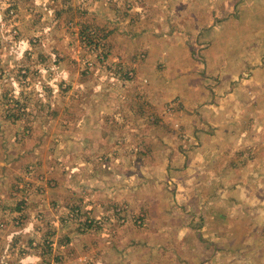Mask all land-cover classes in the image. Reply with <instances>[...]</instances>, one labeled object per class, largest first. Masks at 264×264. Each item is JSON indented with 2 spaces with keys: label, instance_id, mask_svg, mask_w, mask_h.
I'll return each instance as SVG.
<instances>
[{
  "label": "rangeland",
  "instance_id": "1",
  "mask_svg": "<svg viewBox=\"0 0 264 264\" xmlns=\"http://www.w3.org/2000/svg\"><path fill=\"white\" fill-rule=\"evenodd\" d=\"M262 133L264 0H0L20 264H264Z\"/></svg>",
  "mask_w": 264,
  "mask_h": 264
},
{
  "label": "crops",
  "instance_id": "2",
  "mask_svg": "<svg viewBox=\"0 0 264 264\" xmlns=\"http://www.w3.org/2000/svg\"><path fill=\"white\" fill-rule=\"evenodd\" d=\"M128 13H130V10L128 11ZM83 123V122H82ZM82 123H80V125H82ZM91 125V124H90ZM264 133H262V135H263ZM260 138V137H259ZM106 139H107V136H104V137H102V141H106ZM2 143H4V142H2ZM8 144L10 145V144H13V142H12V140L11 139H9L8 140ZM7 144V145H8ZM4 146H5V144H4ZM264 142H261V145H260V149H261V153H260V155H258V157H259V166H257V169H258V171H259V174H261L262 173V171H261V169L263 168V166H264ZM8 147V146H7ZM250 148V147H249ZM249 151H252L251 149H249ZM15 153H17L18 154V156H19V154H20V152H19V148L17 149V148H9V150H6L5 148H2V149H0V182H3L2 181V179H3V177L5 176L6 178L4 179L5 181L4 182H7L6 180H7V178L9 177V170L10 169H12L11 168V163L10 162H12V161H14V158L12 157V154H15ZM253 153V152H252ZM22 155V154H21ZM9 156V157H8ZM6 157H8V158H10V160L9 159H7V160H5V158ZM16 158H17V156H15ZM253 159H254V154L251 156V158L248 160V163L249 162H252V163H254L253 162ZM2 160V161H1ZM6 163V164H5ZM4 169H6L7 170V172L5 173L4 172ZM255 169H250V170H248L247 171V169H245V171L244 172H248L247 174H248V179H249V183L248 184H246V187L248 188V190L249 189H251V188H253V186L251 185V183H250V181H251V176H252V174L251 173H253V171H254ZM249 172H251V173H249ZM58 178V177H57ZM4 182H3V184H0V198H1V207H0V223L1 224H4V226L7 228V230H3V229H0V241L1 242H7V244L9 245V246H6V248L8 247V248H11L10 250H8V249H6V248H4V249H0V257H1V262H3L4 264H20V262H23V258L24 257H29L28 255H27V250H25V248H23V246L21 245V246H18V244L20 243V242H22V244L23 243H25L24 242V239H25V235L23 236V238L21 237V235L19 236V234L18 233H21L22 231H23V233L25 234H27V231H29V229H23L22 231H17V232H15L17 229H13V228H11V224H12V222H10V220L11 219H13L14 217H18V216H21V215H27V214H29L28 212H27V210H24V209H22V205L21 204H17V206L14 208V200L11 198V200L9 199V193H11V191L9 190V191H7V188H6V184H4ZM2 186V187H1ZM5 188V189H4ZM59 190V188L57 189V190H55V191H53V192H50V193H48V194H51V200H53V201H58V203H63V194H62V192H60V191H58ZM7 192H9L8 194H7ZM46 195H47V192H46ZM45 195H43V197H42V201H37L38 203H37V205H40L41 204V202L43 203V202H45V203H43V207H46V204H47V200H46V198H47V196L46 197H44ZM92 198L94 199V197L92 196ZM7 200V202H5ZM9 200V201H8ZM94 201H95V199H94ZM95 203L93 202V204L91 205V204H89V206H91V207H95ZM161 207H163V206H161ZM35 208V207H34ZM22 209V210H21ZM40 209V208H39ZM90 209V208H89ZM163 209H165V206L163 207ZM151 211V210H150ZM181 211V210H180ZM151 213L152 212H150V215H149V217H152V215H151ZM180 213V212H179ZM179 213H178V215H179ZM93 214H97V213H93ZM22 217V216H21ZM24 217V216H23ZM7 218H10L9 220H7ZM15 219H17V218H15ZM19 219V218H18ZM154 220H156V218H153ZM174 219V218H173ZM174 220H177V219H174ZM9 221V222H8ZM157 223H159V222H157ZM178 223V222H177ZM160 224V223H159ZM13 227V226H12ZM13 229V230H11V229ZM15 236V239L13 238ZM132 236V235H131ZM131 236L130 237H127V236H117L116 238H115V240H113L114 241V244H115V246H117L116 244H122V243H126V244H129L130 242H128L129 240H131L132 238H131ZM154 237L157 239V241L159 240V234L158 233H155V235H154ZM22 240V241H20V240ZM160 241V240H159ZM128 242V243H127ZM133 242H131L130 243V245L132 244ZM145 244L146 243V241H144V242H142V244ZM12 245V246H11ZM18 247H20V249H17ZM158 244L156 245V250H158ZM0 248H3V247H1L0 246ZM129 251V250H128ZM24 264V263H23Z\"/></svg>",
  "mask_w": 264,
  "mask_h": 264
},
{
  "label": "trees",
  "instance_id": "3",
  "mask_svg": "<svg viewBox=\"0 0 264 264\" xmlns=\"http://www.w3.org/2000/svg\"><path fill=\"white\" fill-rule=\"evenodd\" d=\"M120 211H123V210H120ZM119 214V213H118Z\"/></svg>",
  "mask_w": 264,
  "mask_h": 264
},
{
  "label": "built area",
  "instance_id": "4",
  "mask_svg": "<svg viewBox=\"0 0 264 264\" xmlns=\"http://www.w3.org/2000/svg\"><path fill=\"white\" fill-rule=\"evenodd\" d=\"M123 221V220H122Z\"/></svg>",
  "mask_w": 264,
  "mask_h": 264
}]
</instances>
